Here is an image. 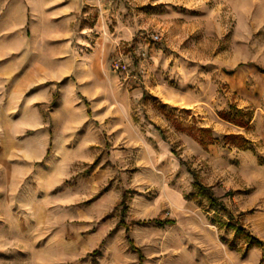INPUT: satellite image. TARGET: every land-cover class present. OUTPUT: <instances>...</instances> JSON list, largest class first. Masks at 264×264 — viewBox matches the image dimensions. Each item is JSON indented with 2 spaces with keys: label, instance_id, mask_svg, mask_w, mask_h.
<instances>
[{
  "label": "rangeland",
  "instance_id": "1",
  "mask_svg": "<svg viewBox=\"0 0 264 264\" xmlns=\"http://www.w3.org/2000/svg\"><path fill=\"white\" fill-rule=\"evenodd\" d=\"M74 1L0 0V264H264V0Z\"/></svg>",
  "mask_w": 264,
  "mask_h": 264
},
{
  "label": "crops",
  "instance_id": "2",
  "mask_svg": "<svg viewBox=\"0 0 264 264\" xmlns=\"http://www.w3.org/2000/svg\"><path fill=\"white\" fill-rule=\"evenodd\" d=\"M79 6L74 0H57V44L60 43V40L66 39L70 37V30L68 29V26L70 24V16L72 12L77 11ZM70 20V21H69ZM64 54V50L62 46L57 45V57L60 55ZM63 59L57 58V71L58 70H63L65 69L64 66H67L68 62H62ZM64 63V64H63ZM64 65V66H63ZM81 67H83L82 64H80ZM79 65L75 69H77V72L83 71L84 67L81 68ZM92 66V65H91ZM69 68V67H67ZM67 71V70H66ZM248 71V70H247ZM61 72V71H60ZM249 72V71H248ZM65 74V73H64ZM64 74H57V98H86L84 95L82 97H79L78 94L76 93V88H71L70 84L63 82V85L60 84L59 82L61 81L60 78ZM243 73L237 74L235 77L236 79L240 77H243ZM78 76H81V73H79ZM86 76V75H85ZM247 76V73L244 75V77ZM62 79V78H61ZM86 79H88V75L86 76ZM65 80V79H62ZM237 81V80H236ZM90 84V82L88 83ZM45 92L48 93V87L44 88ZM88 90V89H87ZM85 90V91H87ZM90 92V90H88ZM43 98H51L48 95H44ZM73 129V128H70ZM85 131H91V133H96L94 132V129L91 127H87ZM5 132V133H4ZM3 132V135L6 136L5 139L7 140L5 144L1 143L0 144V159L5 158V161L8 162L14 161L15 159H20L25 167L27 168H34L36 164H41L43 159L45 158L47 151L49 150V147L47 145L46 140L44 139V134L43 135H31V137L24 138L22 142L19 143L14 141V136L15 134L13 132H9L8 130H5ZM94 135V134H93ZM96 144L98 145V138L96 136H93L91 139H77V144L74 146L71 145L70 151L73 152L74 155L71 154L70 158L67 160H64L62 163L61 162V155L59 154L58 151L61 149L59 148V144L57 145V153L56 151L53 153V155L48 159L49 163L51 164L56 158L57 161L60 160L59 165H71L77 161H85L87 163H90L93 158H90L91 155H87L84 159H79L78 158V152L77 151H88L89 146ZM79 147V148H78ZM158 150H163V148H159ZM89 156V157H88ZM48 163H45V166H47ZM47 169V168H46Z\"/></svg>",
  "mask_w": 264,
  "mask_h": 264
},
{
  "label": "trees",
  "instance_id": "3",
  "mask_svg": "<svg viewBox=\"0 0 264 264\" xmlns=\"http://www.w3.org/2000/svg\"><path fill=\"white\" fill-rule=\"evenodd\" d=\"M235 138H236V136H229L227 139L234 140ZM242 143H245V142L242 141ZM201 145H203L202 142H201ZM193 186L195 188H199V189L202 187L197 181L194 182ZM226 227L227 228H231V229H235V231H237L239 233H242V229L241 228H235V226L232 225V224H228ZM251 240H252L253 244L256 243V245H257V241L255 239L251 238Z\"/></svg>",
  "mask_w": 264,
  "mask_h": 264
},
{
  "label": "built area",
  "instance_id": "4",
  "mask_svg": "<svg viewBox=\"0 0 264 264\" xmlns=\"http://www.w3.org/2000/svg\"><path fill=\"white\" fill-rule=\"evenodd\" d=\"M153 39H154V40H158L159 37H158V36H154Z\"/></svg>",
  "mask_w": 264,
  "mask_h": 264
}]
</instances>
